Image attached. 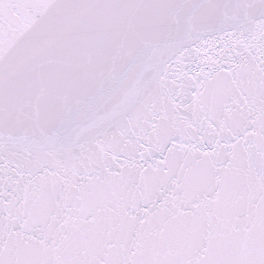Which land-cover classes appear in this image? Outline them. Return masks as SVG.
I'll list each match as a JSON object with an SVG mask.
<instances>
[{
  "label": "snow or ice",
  "instance_id": "6c2138e0",
  "mask_svg": "<svg viewBox=\"0 0 264 264\" xmlns=\"http://www.w3.org/2000/svg\"><path fill=\"white\" fill-rule=\"evenodd\" d=\"M0 264H264V0H0Z\"/></svg>",
  "mask_w": 264,
  "mask_h": 264
}]
</instances>
